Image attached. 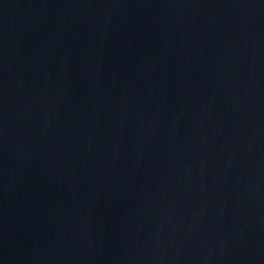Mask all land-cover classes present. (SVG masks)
Instances as JSON below:
<instances>
[{
    "label": "water",
    "instance_id": "water-1",
    "mask_svg": "<svg viewBox=\"0 0 264 264\" xmlns=\"http://www.w3.org/2000/svg\"><path fill=\"white\" fill-rule=\"evenodd\" d=\"M0 264H264V0H0Z\"/></svg>",
    "mask_w": 264,
    "mask_h": 264
}]
</instances>
